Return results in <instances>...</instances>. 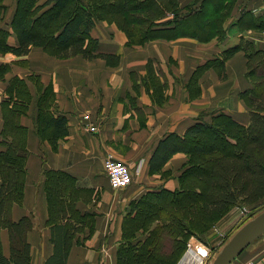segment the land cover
<instances>
[{
	"label": "trees",
	"instance_id": "1",
	"mask_svg": "<svg viewBox=\"0 0 264 264\" xmlns=\"http://www.w3.org/2000/svg\"><path fill=\"white\" fill-rule=\"evenodd\" d=\"M236 4L237 0H16L10 30L0 28V54L25 57L40 48L60 60L81 56L89 62L102 59L116 68L120 55L102 53L99 39L92 34L99 22L118 26L126 33L128 46L184 38L201 44L223 43L228 37L226 22ZM7 11L5 0H0V21ZM236 25L241 31L264 29L263 20L247 11ZM12 33L17 39L14 46L9 44ZM239 52L247 59L246 79L251 88L241 92L240 98L250 111V123L243 125L227 113L212 114L208 121L199 119L183 135L171 133L158 143L149 160L150 175L170 172L164 170L169 161L175 155H187L179 188H155L130 203L122 222L117 264H177L189 238L200 231L197 227L207 232L232 208L264 201V51L242 39L220 57L198 66L186 88L189 100L199 98L205 73L213 70L224 78L226 63ZM154 65L153 60L148 61L141 84L152 92V101L162 105L167 85ZM11 68V64L1 65L0 77L5 79ZM30 85L36 93L35 129L40 140L57 151L69 136L68 118L58 113L51 83L44 84L37 75L15 76L9 81L1 104L0 264H32L29 234L34 230L33 218H13L14 207L22 206L25 199L30 152L28 131L21 119L34 100ZM139 85L135 80L137 92ZM44 176L46 227L53 245L44 264H69L74 245L84 242L79 236L87 230L85 239L94 234L97 214L77 207L78 202L90 204L94 191L80 188L77 179L65 171L45 170ZM3 231L9 236L7 255Z\"/></svg>",
	"mask_w": 264,
	"mask_h": 264
},
{
	"label": "crops",
	"instance_id": "2",
	"mask_svg": "<svg viewBox=\"0 0 264 264\" xmlns=\"http://www.w3.org/2000/svg\"><path fill=\"white\" fill-rule=\"evenodd\" d=\"M5 5L8 11L4 21H0V28L10 30L9 22L16 0H5ZM246 11L264 23V0H237L232 18L226 23L228 37L223 43L215 40L200 44L187 38L169 43L155 42L145 46L132 59L124 58L118 68L108 67L102 61L88 63L81 56L72 58L69 63L58 61L40 48L32 49L25 57L0 55V66L11 64L12 67L5 79L0 77V138L4 127L1 104L6 99L9 81L15 76L27 79L30 75H37L44 84L51 83L56 93L58 113L68 118L69 136L54 151L36 133V93L30 85L34 100L28 114L21 119L28 131L30 152L25 199L22 206L14 207L13 218H33L34 230L29 234L32 264H44L53 253L50 230L46 227L48 207L44 188L45 170L68 172L77 179L80 188L91 189L94 197L99 196L97 202L77 203L78 209L97 214L96 227L91 237L85 239L89 236L88 230L79 236L84 242L74 245L68 263L117 264L122 222L129 212L130 203L155 188L178 189L176 180L161 183L158 176L150 177L148 164L158 143L171 133L183 135L199 119L208 121L212 114L227 113L243 125L250 123V111L240 98L241 92L251 88L246 79L247 59L244 53H237L226 63L224 78H220L213 70L205 73L200 82L202 96L199 99L189 101L186 88L198 66L220 57L223 51L237 46L242 39L253 41L258 50L264 51V29L241 31L236 25L242 12ZM111 31L113 42L102 41L95 29L92 34L106 44L101 46L100 43V51L103 49L104 53L120 54L118 50L124 49L125 36L115 27ZM9 44H17L13 33ZM107 46L112 49L105 50ZM129 60L132 61L127 63ZM149 60L162 64L163 68L171 60L178 64V68L172 66L176 71L174 73L181 77V84L174 86L173 76L167 74L171 90L169 103L163 108L158 107L144 89L137 95L133 88L131 75L134 72L145 74ZM87 115L91 124L99 129L97 133H91L84 127V117ZM125 144L130 146L129 155L119 160L136 172L141 180H134L124 193H117L103 172V163L108 154L115 152L116 147ZM172 164L170 161L166 167ZM2 243L5 254H9L7 231L2 232ZM232 264H264V236L252 243Z\"/></svg>",
	"mask_w": 264,
	"mask_h": 264
},
{
	"label": "rangeland",
	"instance_id": "3",
	"mask_svg": "<svg viewBox=\"0 0 264 264\" xmlns=\"http://www.w3.org/2000/svg\"><path fill=\"white\" fill-rule=\"evenodd\" d=\"M185 1H187V3H188V2L196 1V0H185ZM112 27L113 28L115 27L116 30L122 32L124 34V36H125V39H126V41L124 43V46H123L124 49H122V50L119 49L118 52H120V54H117V55H120V57H121L120 65L123 62L124 58L132 59L133 57L137 56L138 52H142L141 50L144 49L145 46H148L151 43H155V42H167V41H154V42H150L149 44H146L145 46H128V37H127L126 33L123 32L121 29H119L118 26H116L115 24H109L107 22H99L98 25H97V27L95 28V30H96L97 34L99 35V37L101 36L100 38L102 39V41H104V42H108V41L113 42L114 41V38H113V36L111 34V32H112L111 31V28ZM213 41H215V40H213ZM111 42H110L109 45H111ZM100 43H101V41H100ZM167 43H169V42H167ZM102 44H103V42L101 43V46H102ZM103 45H106V44H103ZM104 49L105 50H111L112 48L109 47V46H107ZM102 50H101V52H102ZM102 53H104V52H102ZM0 55H2V54H0ZM50 57L52 59H56L58 61L68 62V63L73 60V59L72 60L71 59H69V60H60V59H57V58L52 57V56H50ZM200 60L201 59H199V61L197 63H199ZM84 61H86V62L89 63V61H87L85 59H84ZM98 61H102V62H104V64H106V62L104 60H102V59L93 60V61H91V63H95V62H98ZM131 61L132 60H129V61H126V62L129 63ZM172 61L173 60H171L168 63V65L166 63V67H165L166 69L163 68L164 66L162 64H157L156 62H154V64H155L154 65L155 66V70H156V73H157L158 77L160 78V80H161L162 83H166V85H167L166 89L162 93L164 102L161 103L162 105H159L158 104V107H160V108H163V107L167 106L168 103H169V97H170L169 92L171 90V86L169 84V80H168V75L167 74H170V75L173 76L174 81H175L174 82V86H178V85L181 84V77H178L175 74L176 73L175 69H173L174 67L175 68H178V64H177V62L175 63V62H172ZM172 64L174 65V67L172 66ZM146 66H147V64H146ZM146 66H145V74L147 72V67ZM118 67H116V68H118ZM194 71H193V73H194ZM145 74L139 75L138 73H135L134 72V76L131 75V79H132V82H133V86H134L135 80H136V82H137L138 85L141 84L142 78L145 76ZM192 74H191V76H192ZM139 86H140V89H139L140 92H137L136 89L134 90L137 95H140L141 94V89H144V91L149 96L151 95L150 93H152V92L151 91L150 92H147L146 89H145V87L142 86V84L139 85ZM201 96H202V93H201ZM150 98H151V96H150ZM199 98H196V99H193V100H189V101H195V100H197ZM210 136H211V134L208 133L207 134V137L210 138ZM129 148H130V146L128 144L122 145L120 147H116L115 148L116 149L115 152L108 154V156H114V158H116L117 160H119V159L122 160V158L124 159L125 156L129 155V152H130V151H128ZM122 155H124V156H122ZM108 156L106 158H108ZM182 156H184V157H182ZM170 161L173 162V164L170 167H166L165 166L166 168L164 169L165 171H170V172H168L166 174H163V175L162 174H154V175H150V177L158 176V181L161 182V183H166V182H170L172 180H176L177 185H178V188H179V180L178 179H179V176L182 174V172H183V170L185 168V163H187V161H188L187 155H185V154H181V155H177V156L175 155ZM103 172L106 173L105 172V168H103ZM132 174H133V178H134V180L136 182H138L139 179L141 180V177L138 178V176H136V172L134 173L132 171ZM133 183H134V181L132 182V184ZM141 184H142V181H141ZM125 191H126V189L125 190H122V191H115V192H117V193H124ZM98 198H99V196L94 197V195H93V197L91 199V203H93L95 200L97 202L98 201ZM243 207H246L249 210V212H247V216H245V217H244V215H241V213H245L244 212L245 210L243 209ZM263 211H264V201H262L260 203H257V204H255L253 206H242V205H239V206H236V207L232 208L216 224H214L210 228V230H207V232L203 231L204 230L203 228L197 227L198 229H200V231H198V234L197 235L192 236V237L189 238V241H188V244H187V249H186L185 253H183L182 256L179 258L177 264H181V263L184 264V263H186L187 262V259L189 258L188 254H187V250L190 247L197 246L198 244H203L209 250L210 256L206 260V264H212V262L214 261V259L216 258V256L220 253V251L223 249V247L230 241V239L247 222H249L250 220H252L255 217H257Z\"/></svg>",
	"mask_w": 264,
	"mask_h": 264
},
{
	"label": "built area",
	"instance_id": "4",
	"mask_svg": "<svg viewBox=\"0 0 264 264\" xmlns=\"http://www.w3.org/2000/svg\"><path fill=\"white\" fill-rule=\"evenodd\" d=\"M84 119L86 122L84 126L89 132L97 133L99 131L97 126L91 124L88 115L85 116ZM104 168L110 185L115 191H122L127 189L134 181L130 167L126 163H123L122 161L114 158V156H108V158L105 159ZM243 209L245 210L244 212L246 214L241 213V215H244L245 217L247 216V212H249V210L246 207H243ZM187 254L189 258L184 264H206V260L210 256L209 250L203 244H198L195 247H190L187 250ZM199 259L201 260V262L199 261Z\"/></svg>",
	"mask_w": 264,
	"mask_h": 264
},
{
	"label": "water",
	"instance_id": "5",
	"mask_svg": "<svg viewBox=\"0 0 264 264\" xmlns=\"http://www.w3.org/2000/svg\"><path fill=\"white\" fill-rule=\"evenodd\" d=\"M264 236V211L247 222L223 247L212 264H232L252 243Z\"/></svg>",
	"mask_w": 264,
	"mask_h": 264
},
{
	"label": "bare ground",
	"instance_id": "6",
	"mask_svg": "<svg viewBox=\"0 0 264 264\" xmlns=\"http://www.w3.org/2000/svg\"><path fill=\"white\" fill-rule=\"evenodd\" d=\"M199 261L201 262V260L199 259Z\"/></svg>",
	"mask_w": 264,
	"mask_h": 264
}]
</instances>
